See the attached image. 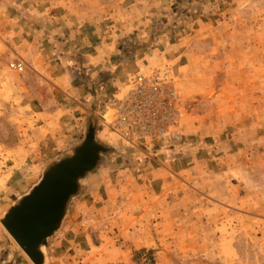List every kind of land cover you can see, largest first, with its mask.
I'll return each mask as SVG.
<instances>
[{"label": "crops", "instance_id": "obj_1", "mask_svg": "<svg viewBox=\"0 0 264 264\" xmlns=\"http://www.w3.org/2000/svg\"><path fill=\"white\" fill-rule=\"evenodd\" d=\"M71 1L72 4L69 0H0V105L8 110L6 117L19 120L17 127L14 126L18 129L15 130L16 138L0 137V151L14 152L10 157L16 162L11 188L14 195L26 192L50 160L70 152L83 139L90 117H99L97 137L106 140L110 137L99 115L102 97H95L82 83L75 64L85 63L82 70L86 74L91 68L97 81L108 78L114 86L155 61L169 63L176 73L177 84L183 85L188 77L191 78L193 56L201 53L205 57L212 55L205 71H220L226 77L240 69V59H230L225 53L231 45L229 51L237 54L238 43H220L224 34L218 35L208 28L213 26L214 17L209 14L206 18L204 11L218 15L213 6L219 0H201L199 4L205 9L204 14L190 13L179 23L181 31L167 34H155V24L171 21L172 5L185 0H113L109 5L94 0ZM69 7L73 8V18L68 17ZM168 11L170 14H166ZM187 21L203 26L198 32L187 31ZM230 34L237 35L235 32ZM194 39L205 52L192 44ZM128 43L133 45L130 52L134 56L130 59L124 58L130 53ZM137 44L143 46L136 49ZM217 49L219 58L214 54ZM11 62L22 63L24 69L11 68ZM218 77L217 74V80ZM258 129L260 133L262 130ZM183 135L158 144L165 154L161 161L151 164L155 171L150 168L152 171L135 173L133 163L116 158L91 173L84 180L81 195L72 202L62 230L49 242V264H76L73 248L83 257V263H128L131 247L150 248L163 244L156 230L149 224H142V216L149 218L152 213H164L159 207L155 211L149 210L156 201L160 204L171 196L172 201L177 200V189H165L162 183H174L181 174L174 169L173 163L166 174L162 172V166H170L165 159L171 162L187 159V151L188 158L192 159V152L198 150V142ZM157 184H161V189ZM150 192L153 201L147 196ZM196 213L201 212L196 210ZM139 215L140 226L134 222ZM135 231L140 233L139 237L132 235ZM123 232L127 233L125 240L131 243L125 241V245H117L114 240ZM169 239L173 240V237ZM5 245L0 231L1 257L5 255ZM7 251L10 262L19 264L15 252ZM24 264L31 262L26 260Z\"/></svg>", "mask_w": 264, "mask_h": 264}, {"label": "rangeland", "instance_id": "obj_2", "mask_svg": "<svg viewBox=\"0 0 264 264\" xmlns=\"http://www.w3.org/2000/svg\"><path fill=\"white\" fill-rule=\"evenodd\" d=\"M94 2L109 5L113 0ZM217 2L213 6L218 14L215 13L216 16L214 12L204 11L205 9L200 7L202 4H198L194 7L195 10H191L183 18H188L194 11L197 16L204 11L206 18L212 14L213 26L208 28L218 32V35L224 34L223 41L219 39V42H236L240 46L236 49L238 55L229 51L231 45L225 52L229 54L230 59H240V69L226 77L220 71H205L212 55L205 57L201 53L197 57L193 56L195 60L192 59L194 66L190 71L191 78L188 77L185 84H177V76L173 70L176 88L184 100L179 130L184 134V138L193 137L197 140L198 150L190 151L193 153L192 159L188 158V151L185 152L187 159H174L173 162L165 159L170 166H162V172L166 174L169 168L172 169L173 163L174 169L181 174V178L178 177L174 183H162L165 189L179 190L180 187L175 193L177 200L172 201L171 196L165 202H160L161 206L159 201H156L149 210L155 211L159 207L164 213H152L149 218L142 216V224H149L150 228L156 230L164 243L150 248L133 246L130 248V261L115 264H264V0ZM69 4H72L71 0ZM69 11L68 17L73 18V8L69 7ZM168 13L170 14L169 11L166 12ZM171 13L179 17L178 13L174 14L172 8ZM192 21L185 22L189 24L187 31L198 32L203 24L197 26V23ZM179 23L172 27V21L162 20L155 24V29L158 34L172 33L179 29L181 31L182 26ZM233 32L237 35L231 36L230 33ZM257 35L260 36L259 40L256 39ZM192 44L205 52V48L197 39L192 40ZM217 51L218 49L214 54L219 58ZM125 57L130 59V53ZM157 63H148L144 70L135 73L146 72ZM254 66L256 69H253ZM92 72L89 68V73ZM135 73H129L128 77ZM128 77L124 78L119 86H114L108 82V78L100 82L92 74L90 76L91 82L99 84L95 86L94 92L90 91L95 97H102L103 106L99 115L103 118L102 126L110 133L107 140L98 138L109 150L98 168L118 158L133 163V168L136 167L135 173L146 172L147 169L152 171L150 168L155 171L156 168L151 164L161 161L165 154L160 149L161 146L156 144L149 146L147 150L124 147L123 140L105 124V120L111 117L110 113H106L108 101L116 93H122ZM7 112L8 110L0 105V137L6 140L17 137L15 130L18 129L14 126L17 127L16 123H19V120L6 117ZM94 118L98 121L99 130V117L94 115ZM12 153L14 152L0 151V215L23 194L12 193L13 173L16 170V162L10 160ZM144 173L140 176L144 177ZM156 186L161 189V184ZM199 191L202 196L197 193ZM148 194L150 198L152 192ZM196 210L201 213H196ZM140 218L141 215L138 220H134L138 222V226ZM0 231L4 236L6 248L17 255L16 262L24 264L27 260L32 264L1 221ZM139 234L138 231L132 233L136 237H139ZM126 235L127 233L123 232V235L114 240L117 245H125V239H128ZM172 237L173 240L169 239ZM167 240L171 241L167 243ZM129 242L131 243L130 240L126 241L127 244ZM7 249L4 252L8 254ZM73 251L76 254L73 255L76 264H91L83 263L84 259L76 253V248H73Z\"/></svg>", "mask_w": 264, "mask_h": 264}, {"label": "water", "instance_id": "obj_3", "mask_svg": "<svg viewBox=\"0 0 264 264\" xmlns=\"http://www.w3.org/2000/svg\"><path fill=\"white\" fill-rule=\"evenodd\" d=\"M90 117L85 135L70 152L50 160L40 178L1 215L0 221L33 264H49L50 240L62 229L84 180L108 154Z\"/></svg>", "mask_w": 264, "mask_h": 264}, {"label": "built area", "instance_id": "obj_4", "mask_svg": "<svg viewBox=\"0 0 264 264\" xmlns=\"http://www.w3.org/2000/svg\"><path fill=\"white\" fill-rule=\"evenodd\" d=\"M10 67L24 69L17 62ZM122 90L108 101L106 113L111 117L105 124L123 140L124 147L147 150L182 136L179 125L184 100L169 63L159 62L146 72L132 74Z\"/></svg>", "mask_w": 264, "mask_h": 264}, {"label": "trees", "instance_id": "obj_5", "mask_svg": "<svg viewBox=\"0 0 264 264\" xmlns=\"http://www.w3.org/2000/svg\"><path fill=\"white\" fill-rule=\"evenodd\" d=\"M200 2H201V0H185L183 2L175 3V5L172 7V9L174 10V14L178 13L179 17L172 15V20H171L172 21V24H171L172 27L175 26L176 24H178L179 21H181L183 19L184 15H186L188 12L193 10L194 7L196 5H198ZM178 8H179V10H178ZM155 34H158V33L156 32ZM127 45H128L129 52H130L133 45H131L129 43ZM142 46L143 45H141V44H137L136 49H139ZM133 56H134V53L130 52V57L132 58ZM79 63H81L82 65L79 66V65L75 64V68H78V71L82 77V79H81L82 83H84L89 90L94 92L95 86L97 87L99 84L97 82H91L92 79H90V76H89L90 74L89 73L86 74L85 70H82V68L84 67L83 65L85 63H82V62H79ZM90 84H92V85H90ZM187 146H188V144L186 145V148H187ZM108 147L111 148L112 146H108ZM4 254L6 255V256L4 255V257H1V255H0V264H13V262H10L9 257H7V253L4 252Z\"/></svg>", "mask_w": 264, "mask_h": 264}]
</instances>
